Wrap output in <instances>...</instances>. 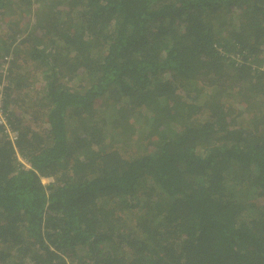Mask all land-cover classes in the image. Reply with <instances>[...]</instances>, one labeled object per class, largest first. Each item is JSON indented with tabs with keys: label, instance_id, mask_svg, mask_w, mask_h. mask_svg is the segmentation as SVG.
<instances>
[{
	"label": "trees",
	"instance_id": "trees-1",
	"mask_svg": "<svg viewBox=\"0 0 264 264\" xmlns=\"http://www.w3.org/2000/svg\"><path fill=\"white\" fill-rule=\"evenodd\" d=\"M0 116V264H264V0H0Z\"/></svg>",
	"mask_w": 264,
	"mask_h": 264
},
{
	"label": "rangeland",
	"instance_id": "rangeland-1",
	"mask_svg": "<svg viewBox=\"0 0 264 264\" xmlns=\"http://www.w3.org/2000/svg\"><path fill=\"white\" fill-rule=\"evenodd\" d=\"M19 48H22V46H20ZM25 57V55H23L22 53H19V54H15L11 57V59L9 61H12L14 60V63L16 64V66H14L12 69L13 71H15V68L16 67H19L20 65V70L22 72V75L21 77L19 78H24L25 81L23 83V87L21 88V91H23V88H24V84L27 83L28 81H30V78L31 77H34V76H37L38 72H40V69L38 68H34L33 66H30V67H26V63H25V60L23 59ZM9 68V65L6 64L5 65V69L4 71L6 73H8V69ZM29 70V72H28ZM15 83V82H14ZM35 86H36V89H40L39 88V85L35 83ZM197 86H199L198 89H201L202 91H205L204 89L207 88V86L205 84H203L202 82L198 83ZM32 88H34L33 86H31ZM30 91V89H29ZM33 93V89H32V92L30 94ZM30 94H26L25 96L23 94L19 95L18 97H14L13 99L16 100L17 102H14L12 104V108L14 110V113L16 114L15 117H19L20 118V123L22 126H29L35 130H40V124L38 121H34V115L32 114H29V112H32V109L33 111L37 110L36 107L37 104L32 102L31 100H29V95ZM35 94V92L33 93V95ZM104 112L101 113V115L104 116ZM11 136V134H10ZM12 137V136H11ZM20 158V156H19ZM20 160H22L20 158ZM65 263L66 264H71L69 259L65 257Z\"/></svg>",
	"mask_w": 264,
	"mask_h": 264
},
{
	"label": "built area",
	"instance_id": "built-area-1",
	"mask_svg": "<svg viewBox=\"0 0 264 264\" xmlns=\"http://www.w3.org/2000/svg\"><path fill=\"white\" fill-rule=\"evenodd\" d=\"M0 123H4L3 118L0 116ZM15 135V133H11V136L13 137Z\"/></svg>",
	"mask_w": 264,
	"mask_h": 264
}]
</instances>
